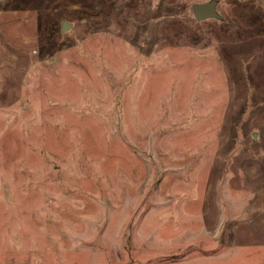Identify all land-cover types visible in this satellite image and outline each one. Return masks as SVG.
<instances>
[{
	"label": "rangeland",
	"instance_id": "obj_1",
	"mask_svg": "<svg viewBox=\"0 0 264 264\" xmlns=\"http://www.w3.org/2000/svg\"><path fill=\"white\" fill-rule=\"evenodd\" d=\"M209 1L0 0V264H264V0Z\"/></svg>",
	"mask_w": 264,
	"mask_h": 264
},
{
	"label": "water",
	"instance_id": "obj_2",
	"mask_svg": "<svg viewBox=\"0 0 264 264\" xmlns=\"http://www.w3.org/2000/svg\"><path fill=\"white\" fill-rule=\"evenodd\" d=\"M192 13L195 19L199 22L207 19H220L221 15L217 12V1L211 0L205 4H194L192 6ZM70 24L63 23L62 31L65 32L70 28ZM256 137V134L254 135Z\"/></svg>",
	"mask_w": 264,
	"mask_h": 264
}]
</instances>
